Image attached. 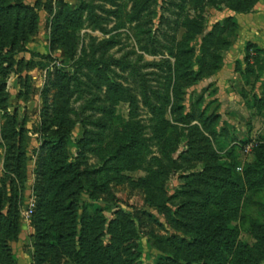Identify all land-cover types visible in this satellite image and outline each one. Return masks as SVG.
<instances>
[{
  "label": "rangeland",
  "instance_id": "1",
  "mask_svg": "<svg viewBox=\"0 0 264 264\" xmlns=\"http://www.w3.org/2000/svg\"><path fill=\"white\" fill-rule=\"evenodd\" d=\"M235 1L0 0V264H264Z\"/></svg>",
  "mask_w": 264,
  "mask_h": 264
},
{
  "label": "crops",
  "instance_id": "2",
  "mask_svg": "<svg viewBox=\"0 0 264 264\" xmlns=\"http://www.w3.org/2000/svg\"><path fill=\"white\" fill-rule=\"evenodd\" d=\"M222 5L218 21L221 27L231 26L234 41L225 57L232 52L231 56L240 65L247 59L249 71L257 74L256 78L260 74V79L264 80V0H241Z\"/></svg>",
  "mask_w": 264,
  "mask_h": 264
},
{
  "label": "trees",
  "instance_id": "3",
  "mask_svg": "<svg viewBox=\"0 0 264 264\" xmlns=\"http://www.w3.org/2000/svg\"><path fill=\"white\" fill-rule=\"evenodd\" d=\"M111 205V207H113V208H115L116 206L115 205H113V204H110ZM199 226H198V230H199V232L200 233H203V230L204 229H207V225H208V223H205V220H204V218L202 219V220H200L199 221V224H198ZM215 234H217V232L215 233ZM195 240H198V241H201V242H203L204 243V241H207L208 239L207 238H205V236H203V234L201 235V236H199L198 238L197 237H195ZM208 251V250H207ZM187 262H190V264H198V263H201V262H197V261H193V260H187ZM187 262L185 263V264H187ZM215 264H222V263H215Z\"/></svg>",
  "mask_w": 264,
  "mask_h": 264
}]
</instances>
